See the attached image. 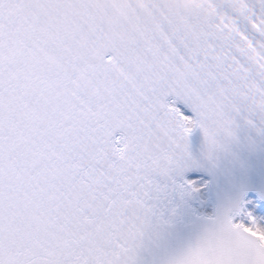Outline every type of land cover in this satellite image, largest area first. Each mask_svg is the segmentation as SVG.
Returning a JSON list of instances; mask_svg holds the SVG:
<instances>
[{
  "label": "snow or ice",
  "instance_id": "obj_1",
  "mask_svg": "<svg viewBox=\"0 0 264 264\" xmlns=\"http://www.w3.org/2000/svg\"><path fill=\"white\" fill-rule=\"evenodd\" d=\"M0 264H264V0H0Z\"/></svg>",
  "mask_w": 264,
  "mask_h": 264
}]
</instances>
